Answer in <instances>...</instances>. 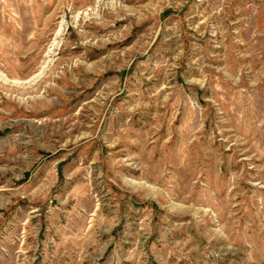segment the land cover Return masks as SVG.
<instances>
[{
	"label": "rangeland",
	"instance_id": "1",
	"mask_svg": "<svg viewBox=\"0 0 264 264\" xmlns=\"http://www.w3.org/2000/svg\"><path fill=\"white\" fill-rule=\"evenodd\" d=\"M0 264H264V0H0Z\"/></svg>",
	"mask_w": 264,
	"mask_h": 264
}]
</instances>
